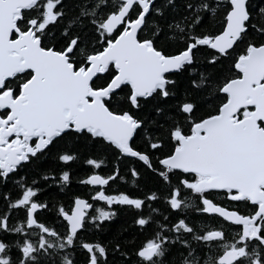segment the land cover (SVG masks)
Listing matches in <instances>:
<instances>
[{"label": "snow or ice", "instance_id": "1", "mask_svg": "<svg viewBox=\"0 0 264 264\" xmlns=\"http://www.w3.org/2000/svg\"><path fill=\"white\" fill-rule=\"evenodd\" d=\"M76 257L264 264V3L0 0V264Z\"/></svg>", "mask_w": 264, "mask_h": 264}, {"label": "trees", "instance_id": "2", "mask_svg": "<svg viewBox=\"0 0 264 264\" xmlns=\"http://www.w3.org/2000/svg\"><path fill=\"white\" fill-rule=\"evenodd\" d=\"M264 3V0H252V5L254 7H258L260 4ZM82 191L79 186H77L75 184V179L73 180V184L72 186H70L68 189H67V195L63 196L62 199H64L65 201V204H67V200H68V197L72 194H76V193H80L82 194ZM216 199H219V197H216ZM77 259V264H79V257H76Z\"/></svg>", "mask_w": 264, "mask_h": 264}]
</instances>
